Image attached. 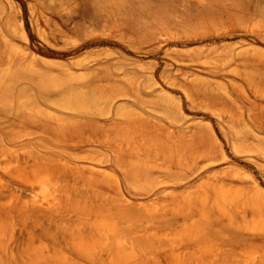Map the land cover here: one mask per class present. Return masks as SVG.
<instances>
[{"label": "rangeland", "instance_id": "1", "mask_svg": "<svg viewBox=\"0 0 264 264\" xmlns=\"http://www.w3.org/2000/svg\"><path fill=\"white\" fill-rule=\"evenodd\" d=\"M0 190V264H264V0H0Z\"/></svg>", "mask_w": 264, "mask_h": 264}, {"label": "bare ground", "instance_id": "2", "mask_svg": "<svg viewBox=\"0 0 264 264\" xmlns=\"http://www.w3.org/2000/svg\"><path fill=\"white\" fill-rule=\"evenodd\" d=\"M103 125V124H102ZM108 135V134H107ZM108 140V139H107ZM120 148H121V146H120ZM128 148H129V146H128ZM42 160V159H41ZM56 161V160H55ZM48 162V161H47ZM13 166V165H12ZM19 166V165H18ZM36 166H37V164H36ZM46 167V166H45ZM16 169V168H15ZM9 170V169H8ZM14 171V170H13ZM26 172V171H25ZM9 173V172H8ZM47 174V173H46ZM9 175H12V174H9ZM17 175V174H16ZM33 177V176H32ZM21 179V178H20ZM23 181H24V179H22ZM25 183V182H24ZM39 183V182H38ZM50 183V182H49ZM45 184V183H44ZM44 184H42V185H44ZM10 185V184H9ZM21 185V184H20ZM55 185V184H54ZM8 186V185H7ZM14 187V186H13ZM4 189H7V191L9 192V193H12L11 192V189L10 188H7V187H4ZM20 189H23V190H31L28 186H25V185H21L20 186ZM53 189V188H52ZM14 190V189H13ZM37 192V191H36ZM57 192V191H56ZM78 192V191H77ZM52 193V192H51ZM3 194V191H1L0 190V196ZM49 195H51L50 193H49ZM55 195V194H54ZM31 198V197H30ZM49 198V197H48ZM48 198H46V199H48ZM51 198H52V196H51ZM87 198V197H86ZM54 199V198H53ZM52 199V200H53ZM9 200V199H8ZM29 202V207L31 208V209H35V210H38V211H43V210H45V209H47V207H46V204H44V202H46V201H39V199H37V197L35 198V196L33 195V197H32V199H30V200H28ZM16 202V201H15ZM27 203V204H28ZM48 203V202H47ZM4 205V204H3ZM6 205V204H5ZM54 205V204H53ZM24 206H26V205H24ZM40 213V212H39ZM82 225V224H81ZM15 226V225H14ZM103 239V238H102ZM32 251V250H31ZM129 256H130V254H129ZM132 257V256H131Z\"/></svg>", "mask_w": 264, "mask_h": 264}]
</instances>
